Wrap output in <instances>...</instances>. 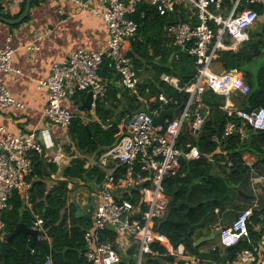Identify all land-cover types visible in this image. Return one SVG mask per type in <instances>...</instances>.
<instances>
[{"label":"built area","instance_id":"2783aa9c","mask_svg":"<svg viewBox=\"0 0 264 264\" xmlns=\"http://www.w3.org/2000/svg\"><path fill=\"white\" fill-rule=\"evenodd\" d=\"M73 1L83 11H91L103 18L109 38L104 50L78 48L68 58L55 62L47 79L39 80L38 87H45L49 93L43 115L54 124L67 127L74 114L64 106V101L81 91L92 92L91 106L94 108L96 100L104 93L100 69L107 56L113 62L120 83L145 106L130 114L120 138L112 146L88 161L103 173V178L94 182L98 196L92 210V226L83 235L84 256L90 264H119L122 256L118 248L125 250V247L135 246V264H141L147 255L174 256L163 264H220L203 253L175 249L167 236L154 228V224L165 214L168 205L165 177L178 173L182 159L200 156L195 145L186 142L184 146L179 141L185 123H189V130L196 134L206 118L208 110L200 100L201 94L210 89L224 96L228 103L232 94L249 92L248 84L238 71L216 72L211 64L219 51L235 49L239 43L249 39L248 29L259 18L258 7L263 0H231L229 5L226 0H96V6H92L91 0ZM146 1L159 15L185 11L187 19L178 18L167 29L174 35V46L195 56L197 64L193 80L186 85H180L175 74L164 72L160 75L165 83L186 92V100L179 116L166 118L165 124L156 126L153 125V116L162 109L175 108L169 105L176 101L159 93L151 99L158 102V106L152 108L149 101L138 93L140 78L132 57L128 55L138 26L134 15L137 6ZM33 48L36 47L28 46V49ZM13 51L9 44L0 45V72L13 70ZM11 105L22 107L23 103L15 100L0 84V108ZM227 112L235 113L253 129L264 130L263 106L249 112L239 109H227ZM244 125L227 121L223 136L239 132L245 137ZM213 139L217 140V137ZM35 153L57 165L68 155L63 144L52 149L36 130L15 136L0 124V240L5 235L2 215L13 192L24 191V198H28L31 186L28 176ZM262 179L254 178V182ZM258 189L254 186V191ZM255 208H259V203L253 198L249 207L239 211L229 224L219 227L218 239L222 247L236 245L249 237V222ZM259 219L255 228L260 233V240L253 248H243L237 253V264H264L263 214ZM32 227L38 230L39 239L49 244L52 242L41 217L35 218ZM110 233L115 235V240L110 239ZM155 243L165 251L152 248ZM0 264H4L1 255ZM42 264H54L50 253Z\"/></svg>","mask_w":264,"mask_h":264},{"label":"trees","instance_id":"16d2710c","mask_svg":"<svg viewBox=\"0 0 264 264\" xmlns=\"http://www.w3.org/2000/svg\"><path fill=\"white\" fill-rule=\"evenodd\" d=\"M230 2L231 0H226V4ZM134 18L138 26L128 55L132 57L136 74L141 80L138 93L149 101L152 108L158 106V102H152L151 99L156 98L159 93L173 97L176 102L169 107H177L186 92L178 91L165 83L160 75L164 72L172 73L165 66L172 54V67L182 72L178 76L180 85L190 83L197 72L195 56L175 47L174 35L167 29L168 25L178 18H186V15L184 11L159 15L146 1L137 6ZM263 47L264 40L261 37L251 36L239 50H221L217 53L218 61L226 70L232 69L244 74L249 92L239 101L238 109L243 112H249L259 106L264 107V67L255 74L245 68L262 53ZM143 74L145 76L142 78ZM100 75L110 82L107 83L104 95L96 100L94 110L99 120L84 124L74 116L67 127L82 157L72 158L63 168L62 178L53 180L50 175L57 171V164L48 162L41 154H33V167L28 176L31 182L28 198H24V191H14L2 215L5 221L4 238L12 232L16 223L24 222L32 226L36 217L42 218L44 227L52 236V242L49 244L46 240L39 239L35 244L32 257L40 264L49 253L54 264H90L84 256L83 235L84 231L92 226V213L81 211L71 201L72 189L80 185V181L92 184L103 178V173L96 166H85V157H97L112 146L122 133L118 124L125 122L132 112L145 108L144 103L139 101L134 93L128 89L123 92L111 81L115 70L108 56L103 60ZM118 92L120 97L117 96ZM84 93L81 91L74 96ZM80 100L82 101L83 97L77 103L81 104V109H85ZM200 100L208 110L205 120L196 134L189 130V123H185L179 141L180 145L186 142L195 145L200 156L182 159L178 173L165 177L164 190L169 198L168 205L165 214L154 224V228L166 235L172 246L183 244L190 253H200L199 247L202 243H194L210 233L201 232V229L211 223L208 216L215 213V209L222 208L229 190L243 185L248 180L251 169L260 171L256 168L264 164L263 159L251 168L242 158L245 151L261 155L264 151L261 148L264 147V130L253 129L235 113L229 114L227 109L223 108L224 96L210 89L201 94ZM114 109L118 110L115 112V118ZM227 121H235L238 125L246 124L244 130L247 135L242 137L237 132L223 136ZM214 137H217V140H214ZM46 181H51V185L48 186ZM68 184H71V187ZM262 214L264 216V205L253 209L248 238L233 246H216L204 256L215 258L220 264H237L235 257L241 249L253 248L258 244L260 233L255 225L260 222L259 217ZM109 237L113 240L115 235L110 233ZM30 242V236L18 233L8 244L4 264H25V249ZM152 248L165 251L157 243L153 244ZM134 253L135 246H132L121 264H135ZM146 257L156 264L158 257H164L168 261L173 258L171 255Z\"/></svg>","mask_w":264,"mask_h":264},{"label":"crops","instance_id":"0c3cea01","mask_svg":"<svg viewBox=\"0 0 264 264\" xmlns=\"http://www.w3.org/2000/svg\"><path fill=\"white\" fill-rule=\"evenodd\" d=\"M25 2L26 0H0V15L10 19L17 18L23 11ZM91 4L96 6L97 1L91 0ZM258 11L259 18L248 29L249 38L251 36L261 37L264 40V0L258 7ZM184 14L186 15L185 11ZM184 19H187V15ZM108 38L109 31L103 18L91 11H83L73 0H31L29 14L22 22L11 25L0 20V45L9 44L14 50L11 59L13 70L0 72V84L7 88L9 94L15 100L23 103L22 107L11 105L7 108H0V124L5 126L8 132L15 136H24L29 131L36 130L43 142L52 149L58 144L64 145L65 149L68 150H66L68 155L57 165V171L50 175L51 179L60 180L63 168L70 163L72 158L82 157V154L76 149L68 133V126L62 127L54 124L43 115L49 93L45 87H38V82L48 78L55 62L68 58L78 48H85L90 51L104 50ZM244 42L239 43L235 49L230 50H239ZM28 46H35L36 48L28 49ZM217 56L212 61V69L216 72H222L226 69L218 61ZM261 67H264V47L262 53L245 66L251 74L258 72ZM16 70H19V72H16ZM240 74L244 79V74L242 72ZM111 81L120 87L123 92L127 90L120 83L116 72ZM108 82L110 80H104V92ZM85 96L86 92L84 95L72 96L64 101V106L74 116H77L81 122L88 124L92 120H99V118L94 108L88 109L84 106L85 109L80 108L79 105L81 104L77 103V101L83 97V100H80L82 103ZM117 96L120 97V92H118ZM242 96L232 94L229 102H224L223 108L238 109ZM117 109L113 110L114 118L115 112L117 113L118 111ZM124 124V121L118 124L119 130L122 132ZM261 148L264 150L263 146ZM90 157L92 155L85 157V166H90L88 162ZM242 158L252 168L260 160L264 159V151L261 152L260 156L254 152L245 151L242 154ZM256 169L260 171L255 170V168L251 169L250 176L243 185L229 190L228 198L223 202L222 208L215 209V215L210 220L211 223L202 227L201 232L204 233L211 229L210 233L203 237H208L214 229L229 224L239 211L251 205L253 198L257 199L259 206L264 205V164L258 165ZM257 177H263V179L254 182V178ZM46 182L48 186L51 185V181ZM94 182L92 184L82 182L76 186L77 189L75 191L73 190L76 187L72 189L71 201L81 211L92 213L98 196L94 189L96 187ZM68 186L71 187V184H68ZM254 186L259 189L254 191ZM80 193L82 194L81 197H83V206L74 201V197L77 199ZM199 243H202L199 247V252L203 254L208 253L216 246H220L218 235L209 240L200 241L199 238L194 244L197 245ZM116 245H119V242ZM174 248L179 251L189 252L183 244H179ZM118 250L124 261L129 248L126 249L125 247L124 250L120 247ZM157 261L158 264H163L168 260L164 257H158ZM141 264L156 263L150 262L149 257H146Z\"/></svg>","mask_w":264,"mask_h":264},{"label":"water","instance_id":"95a60500","mask_svg":"<svg viewBox=\"0 0 264 264\" xmlns=\"http://www.w3.org/2000/svg\"><path fill=\"white\" fill-rule=\"evenodd\" d=\"M30 4H31V0H26L24 9L17 18L10 19V18H6L3 15H0V20L6 22L8 24H11V25H15V24L22 22L27 17V15L29 14ZM173 56H174V54H172L170 56L169 60L165 64V66L167 68H169L173 74L180 76L182 74L181 70L176 69V68L172 67V65H171V61H172ZM207 90H209V89H207ZM183 98H184L183 101L177 107L162 109L157 115L153 116V125H155V126L156 125H163V124H165L166 118H172L174 116H179L181 113V110L183 108L184 102L186 100V95ZM92 101H93L92 92L87 91L85 99L82 102V106L90 109L92 107L91 106ZM185 122H187V120H185ZM53 180H59V179H53ZM219 232H220V228H216L213 230V232L210 236L202 237V238H200V241L204 240V239H206V240L213 239L219 234ZM18 233H23L25 235L30 236V238H31L30 244L25 249V251H26L25 264H40L38 261L33 259L32 252H31L32 249L34 248L35 244L39 241L38 230L31 227V226H28L24 222L16 223L12 232H10L5 238L0 240V255L2 257L3 263H5V253L8 249V244H9V242H11L13 240V238ZM123 262L124 261L121 260L119 264H121Z\"/></svg>","mask_w":264,"mask_h":264},{"label":"rangeland","instance_id":"374dc122","mask_svg":"<svg viewBox=\"0 0 264 264\" xmlns=\"http://www.w3.org/2000/svg\"><path fill=\"white\" fill-rule=\"evenodd\" d=\"M145 76V74H143L141 77L143 78ZM79 183H82L81 181L79 182ZM77 189V187L73 190V191H75ZM80 191H82V190H80ZM81 193L78 195V198L76 199V197H74V201H77L81 206H83V203H82V199H83V197H81ZM228 198V195H227V197L225 198V200ZM70 199H71V197H70ZM224 200V201H225ZM214 213H211L209 216H208V220L210 221L211 219H213V217H214ZM208 220L205 222V223H207L208 222ZM210 225H212V224H210ZM210 230L211 229H208L206 232H210Z\"/></svg>","mask_w":264,"mask_h":264},{"label":"clouds","instance_id":"9594fccd","mask_svg":"<svg viewBox=\"0 0 264 264\" xmlns=\"http://www.w3.org/2000/svg\"><path fill=\"white\" fill-rule=\"evenodd\" d=\"M32 227V226H31Z\"/></svg>","mask_w":264,"mask_h":264}]
</instances>
